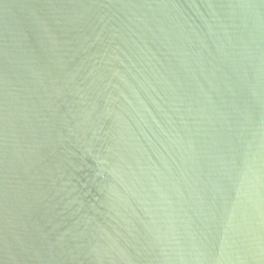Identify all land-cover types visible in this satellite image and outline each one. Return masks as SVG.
<instances>
[{
    "label": "water",
    "instance_id": "95a60500",
    "mask_svg": "<svg viewBox=\"0 0 264 264\" xmlns=\"http://www.w3.org/2000/svg\"><path fill=\"white\" fill-rule=\"evenodd\" d=\"M0 264H264V0H0Z\"/></svg>",
    "mask_w": 264,
    "mask_h": 264
}]
</instances>
